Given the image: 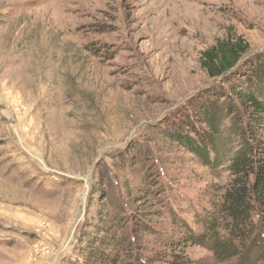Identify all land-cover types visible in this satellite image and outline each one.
Here are the masks:
<instances>
[{"label":"rangeland","instance_id":"374dc122","mask_svg":"<svg viewBox=\"0 0 264 264\" xmlns=\"http://www.w3.org/2000/svg\"><path fill=\"white\" fill-rule=\"evenodd\" d=\"M229 36L264 54V0H0V264H81L102 212L130 243L118 264H241L184 244L229 162L172 137L193 134L218 80L201 52Z\"/></svg>","mask_w":264,"mask_h":264},{"label":"trees","instance_id":"16d2710c","mask_svg":"<svg viewBox=\"0 0 264 264\" xmlns=\"http://www.w3.org/2000/svg\"><path fill=\"white\" fill-rule=\"evenodd\" d=\"M248 52L241 36L217 40L201 52L200 66L210 79L218 78L216 86L206 89L207 96L194 110L193 134L172 136L206 167L229 162L230 178L216 215L206 218L197 236L182 235L184 244L196 242L220 260L237 257L241 264L264 249V54L252 58ZM224 120L229 123L227 140L239 139V147L230 156L229 142L222 138ZM93 228L81 264H118V255L126 253L130 244L116 238L119 222L102 212Z\"/></svg>","mask_w":264,"mask_h":264}]
</instances>
